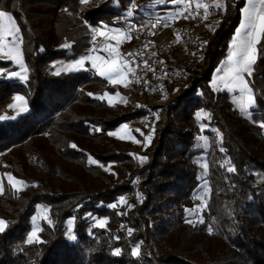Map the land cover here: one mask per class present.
Wrapping results in <instances>:
<instances>
[{"label":"trees","instance_id":"1","mask_svg":"<svg viewBox=\"0 0 264 264\" xmlns=\"http://www.w3.org/2000/svg\"><path fill=\"white\" fill-rule=\"evenodd\" d=\"M131 2L85 7L81 0H0V10L12 14L20 29L27 70L24 81L0 78V116L15 96L27 102L26 112L0 121V155H7L12 174L27 184L17 193L3 183L0 218L8 226L0 234V264H264L263 41L246 76L254 109L240 110L229 92L209 86L242 2L226 1L221 24L208 40L206 71L168 105L152 146L141 153L146 163L133 169L136 160L127 152L90 150L88 143L106 139L127 118L114 116L101 99L103 78L90 70L58 72L56 67L85 59L93 29L114 26ZM9 66L0 60V70ZM198 111L208 114L204 122L211 130H201ZM200 135L208 139L206 152ZM204 153L209 194L200 217L193 218L186 209L193 210L197 157ZM91 156L103 165L115 163L125 178L116 181L90 164ZM137 179V208L118 214L106 207L132 192ZM38 204L49 208L51 224L42 223V243L29 244ZM87 214L107 219L109 228L92 227ZM68 219L74 220L72 239ZM116 248L119 255L113 254Z\"/></svg>","mask_w":264,"mask_h":264},{"label":"rangeland","instance_id":"2","mask_svg":"<svg viewBox=\"0 0 264 264\" xmlns=\"http://www.w3.org/2000/svg\"><path fill=\"white\" fill-rule=\"evenodd\" d=\"M106 1H113L115 0H88L87 3H83L85 7H95L98 4L105 3ZM143 1V2H142ZM132 0L130 6L127 8L126 13L129 11L133 12L132 16H142L145 18H153L155 14L158 13V11H163V10H168L169 7L167 6H158L163 3V0ZM115 4V3H114ZM124 14L122 19H127L132 16H128V14ZM224 14V12L222 13ZM221 14V15H222ZM220 15V16H221ZM121 20V19H120ZM76 23L78 24H83L84 22L81 19H76ZM221 24V18H219L218 23L216 24L215 32L218 30L219 26ZM102 27H117V26H106L103 25ZM119 28V27H117ZM215 35V34H214ZM214 36H211L210 38H207L206 43L203 45V54H202V63H201V69L197 72L196 76L192 78L191 82L187 85H185V90L182 92L179 96L174 98L173 100H170L164 104L157 105V106H146L144 105L141 101L135 100V99H130L129 96L125 95L126 91V86L121 85H115L112 86L110 84H107L104 86V91L102 97H105V94L111 95L113 97L112 103L110 104L107 100V98H103V100L106 102V104L111 107L112 114L116 117H126L127 120L123 123H121L114 131L111 132H118L120 135H124V133L120 132V129L124 126L127 125L129 129V134L130 135H125L124 139L121 140L117 138V136H107L106 139L103 140H95V142H90L88 143L90 150L92 151L93 154L98 153H106V150L115 147L117 151L120 152H127L131 156L134 157L136 160V165L134 166L133 169L139 168V166L143 165L146 163V157L141 155V153L147 149L150 148L153 144V141L156 137L157 134V128L161 125L162 123V118L163 115L166 113L167 107L170 103H172L175 99L179 98L182 96L185 91H187L191 84L193 83L194 80L200 79L204 72L206 71L207 68V62L205 61V56L207 53V47L209 45L210 39H212ZM107 41L109 39H106ZM91 41L94 43L101 42L100 38L98 36L94 35V32L92 33ZM111 42V40H109ZM123 49L124 46L122 47V52H121V57H123ZM8 46L7 43H5L3 47V51L7 52ZM16 51L19 52V60L20 63H16L15 61H10L6 56L0 55V60L9 62L10 66L7 69H2L0 70V78L3 79H16L19 81H24L26 79L27 75V70L26 66L23 61V54H22V47H21V38H20V33H18V39L15 45V48L13 49V52L15 53ZM224 59V58H223ZM223 59L220 61V63L217 65L216 69L214 70L211 80L209 82V86L211 89L215 92H221V91H227L229 92L222 83H218V77L223 75V72H218V69H221L225 67L226 62L223 61ZM83 60L84 59H79L74 62L70 63H61L57 65L56 70L59 71H64V72H76L78 69H80L83 65ZM10 73H15V75H9ZM116 93H119V96H116ZM232 96V99L234 96H238V92H229ZM235 106L240 109V105L233 99ZM12 104H17V107L14 109H10L8 106ZM21 105L25 109L24 111H20ZM27 110V102L25 98L23 97L22 102H17L13 99H11L7 105L6 110H4L2 116L6 117L5 119H2L0 121H7V120H12L15 117H17L19 114L26 112ZM241 110V109H240ZM199 113H202L200 118L198 119V122L200 123V128L201 130H211L210 128L207 127L204 121H207L208 119V114L204 111H198ZM197 112V113H198ZM250 110L246 113H249ZM14 117V118H13ZM197 117V115H196ZM139 130V131H137ZM151 137L150 140H146V137ZM197 140L200 142V147L206 152L207 147H208V139L205 135H200L198 136ZM92 159H95L94 157L91 156ZM97 163L95 165L100 166L105 170L107 168V172L111 173L116 181L120 182L122 179L125 178V175L122 173L120 168L115 163H108L107 165H103L100 163L97 159H95ZM7 161V155L6 154H1L0 155V162L2 163V166L0 167V180L6 181L7 182V175H12L15 179H17L11 172L10 166L6 164ZM197 164L200 167V172H199V186L197 190L194 193L193 196V218H199L201 212L205 209L207 199H208V194H209V187L207 183V164H206V156L205 153L201 154L197 157ZM72 170L74 167H70ZM8 183V182H7ZM9 184V183H8ZM10 185V184H9ZM27 186L26 183L23 185H18L17 187L20 188V191L14 190L11 185L10 187L17 193H20L21 191L24 190V188ZM1 194V192H0ZM123 197L125 203L121 204L119 202L120 198ZM141 203V195H140V190H139V180L137 179L134 183V190L129 193L122 194L117 198V200L112 203L116 204V207L114 209L118 214H125L126 212L137 208ZM106 205V207H110V205ZM86 219L91 223L92 227H98L96 224L97 220H105L106 224L104 227H98L102 229H108L109 228V222L105 218H98L94 215L87 214ZM42 223L46 224H51V220L49 218V208L42 205L38 204L36 206V212L34 216L31 219V229L33 227H37L40 229L38 236L39 239H42ZM67 225V236L69 238H73V227H74V220L73 219H68L66 222ZM30 229V231H31Z\"/></svg>","mask_w":264,"mask_h":264},{"label":"built area","instance_id":"3","mask_svg":"<svg viewBox=\"0 0 264 264\" xmlns=\"http://www.w3.org/2000/svg\"><path fill=\"white\" fill-rule=\"evenodd\" d=\"M199 3L207 11L204 7L197 9L196 4L181 5L173 18L132 16L114 22L117 27L126 25L124 60L135 61V71L126 79L125 95L130 99L149 107L164 104L184 92L185 85L196 76L201 69L203 45L214 36L220 18L214 0Z\"/></svg>","mask_w":264,"mask_h":264},{"label":"snow or ice","instance_id":"4","mask_svg":"<svg viewBox=\"0 0 264 264\" xmlns=\"http://www.w3.org/2000/svg\"><path fill=\"white\" fill-rule=\"evenodd\" d=\"M82 3H87L88 0H81ZM182 2V0H181ZM173 4L177 3V0H172ZM220 5L217 4V7ZM201 7L205 8L207 11V7L205 5L196 3V8L199 9ZM243 19L239 27L236 29L235 36L233 37V41L231 44V51L227 57V63L225 67L218 69V72H223V75L218 77V83H222L224 87L229 92H238V96H234L233 99L240 105V109L242 111L248 112L250 109H254L256 101L254 100V92L250 88L249 83L247 82L246 76H251L252 66L255 63L257 57V45L264 40V0H246V6L241 9ZM128 16H132L133 12L129 11ZM155 27V24H153ZM20 29L17 25V22L12 14L7 11L0 10V55L6 56L8 60L15 61L16 63H20L19 60V52H13L15 48L18 33ZM93 31L97 32L100 36H105L109 40H113L116 42V45H119L122 40L125 38V34L119 28L111 29L110 31L113 33L109 35L108 32L101 31L99 29H93ZM7 43L8 51L4 52L3 47ZM206 43V42H205ZM108 55L106 57L95 56L92 57L93 67L95 68L96 75L107 79L110 83L114 85H124L126 86V79L129 74L134 73L135 69L132 65L135 63L134 60H124L117 52V47L108 44L102 49ZM131 56V53L127 54ZM144 66L148 67V62L144 61ZM162 63V62H161ZM139 67V65H137ZM155 71V69H152ZM9 75H15V73H10ZM119 93H116V96H119ZM108 102L111 104L113 97L111 95L105 94ZM105 97H102L105 98ZM14 100L17 102H22L23 97L15 96ZM10 109H14L17 107V104H12L8 106ZM25 109L21 105L20 111H24ZM202 113H197V118H200ZM6 117L0 116V120L5 119ZM14 118V117H13ZM261 127H264V122L260 124ZM97 132L101 131L99 128L96 129ZM139 131V130H137ZM121 133L124 135H120L118 132H108L109 136H117V138L123 140L125 135L129 134V129L127 125H124L120 129ZM151 137H146V140H150ZM73 148L76 145H72ZM223 151V149H221ZM90 164H96L97 161L89 157ZM223 167V165H221ZM108 169L105 168V171ZM227 171L232 173L235 171L234 167H228ZM7 182L11 185V187L20 191L18 185H23L25 181L22 179H15L12 175H7ZM3 191V181L0 180V192ZM119 202L121 204L125 203L124 198L121 197ZM110 207H116V204L110 205ZM186 211H194L186 209ZM191 223V221H187ZM96 224L98 227H104L106 224L105 220H97ZM8 226V222L4 219L0 218V234L6 231ZM40 229L37 227H33L31 231L27 235V243L31 244L33 242L42 243L39 239L38 233ZM131 231L129 230V235H131ZM121 249L116 248L113 252L114 255H119ZM139 253V246L133 247L131 251V255L133 257L137 256Z\"/></svg>","mask_w":264,"mask_h":264},{"label":"crops","instance_id":"5","mask_svg":"<svg viewBox=\"0 0 264 264\" xmlns=\"http://www.w3.org/2000/svg\"><path fill=\"white\" fill-rule=\"evenodd\" d=\"M200 1L201 0H182V2H181V0H177V3L173 4L172 0H163V3L161 2V4H159L158 6H167V7H169L168 10H163V11L160 10V11H158L157 14H155L153 16H167V17L173 18L176 15V13L178 11V8L181 5H195L197 2H200ZM226 1L227 0H214V6L218 10L219 15H221L224 12ZM238 1L242 2V7L240 8V11H239V22H238V25L235 28L233 34L231 35V38H230L229 43H228L227 52H226V55H225V57L223 59V61L226 62V63H227V57H228V55H229V53L231 51V44H232V41H233V37L235 36L236 29L239 27V25L241 23V20L243 19L241 9H243L246 6V0H238ZM217 4H219L220 6L217 7ZM127 19H129V18H127ZM127 19H124V20H127ZM121 20H123V19H121ZM125 26L126 25L124 24L121 27H119V29H121L123 33H124V27ZM114 28H117V27H105V28L102 27V28H99V30L108 32L109 35H112L113 33L110 30L114 29ZM94 35L98 36V38H100L101 42L94 43L93 41H91V46H90V48L88 50V54H87L86 58L83 60V63H82L83 66L80 69H78V70L79 71L90 70L94 74H96L95 68L93 67L92 57H95V56L106 57L108 54L105 53L104 51H102V49H104L105 46L108 45V44H112V45L116 46L117 47V52L121 56V52H122L121 49H122L123 46L126 45L127 37L125 36V38L122 40V42L119 45H116L115 41L111 40V42H109V40L108 41L106 40L107 37L100 36V35L97 34V32H94ZM262 41L264 43V40H262ZM258 46H259V44L257 45V54H258ZM256 59H257V57H256ZM101 78H103V77H101ZM103 79L106 80L108 82V84H110L112 86H115L114 84L110 83L107 79H105V78H103ZM118 86H121V85H118Z\"/></svg>","mask_w":264,"mask_h":264}]
</instances>
